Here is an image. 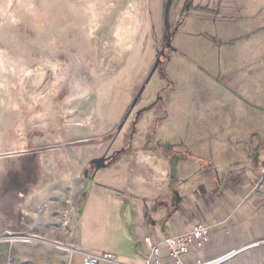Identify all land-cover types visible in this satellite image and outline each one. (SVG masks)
I'll return each instance as SVG.
<instances>
[{
	"label": "crops",
	"instance_id": "obj_1",
	"mask_svg": "<svg viewBox=\"0 0 264 264\" xmlns=\"http://www.w3.org/2000/svg\"><path fill=\"white\" fill-rule=\"evenodd\" d=\"M231 1L217 8L190 3L170 23L175 31L162 100L167 111L154 138L143 135L140 144L149 149L121 155L125 186L96 182L99 171L86 178L83 169L62 164L39 171L35 184L50 174L51 193L35 205L40 212L25 220L32 231L19 228V235L67 246L64 264H84L82 252H110L125 264H145L146 237L160 243L165 256V239L198 223L211 229V240L190 250L186 261L264 240V186L256 187L264 162V0ZM183 71L189 80L179 75ZM194 72L199 79L193 80ZM213 108L218 121H198L196 113ZM28 246L0 242V261L53 264L52 251Z\"/></svg>",
	"mask_w": 264,
	"mask_h": 264
},
{
	"label": "rangeland",
	"instance_id": "obj_2",
	"mask_svg": "<svg viewBox=\"0 0 264 264\" xmlns=\"http://www.w3.org/2000/svg\"><path fill=\"white\" fill-rule=\"evenodd\" d=\"M228 1L0 0L1 243L12 247L23 241L30 245L27 249L46 248L52 251L53 264H64L67 246L19 235V228L32 231L28 217L40 212L35 205H43L51 193V175L43 173L35 184L38 172L50 166L85 170L93 155L122 147L126 138L129 155L149 149L151 145L140 142L144 134L154 138L166 103L159 102L140 120L131 140L129 121L119 132L117 128L156 61L165 24L178 22L190 3L217 8ZM128 12L136 20L133 34L121 19L128 21ZM165 67L163 63L168 77ZM196 72L193 80L199 79ZM166 76L160 70L154 73L137 107L149 103L158 91L163 98ZM196 116L206 123L218 121L220 114L213 108L212 113ZM111 133L116 134L109 139ZM60 156L66 162L50 161ZM120 162L121 155L101 169L95 181L125 186L126 165L120 167ZM3 264H12V259ZM225 264H264V240Z\"/></svg>",
	"mask_w": 264,
	"mask_h": 264
},
{
	"label": "built area",
	"instance_id": "obj_3",
	"mask_svg": "<svg viewBox=\"0 0 264 264\" xmlns=\"http://www.w3.org/2000/svg\"><path fill=\"white\" fill-rule=\"evenodd\" d=\"M264 186V162L261 169V175L256 181V187ZM210 228L198 223L191 230L178 236H169L165 239L168 252L165 256L161 255V244L153 243L149 237L146 242L149 247V255L145 259V264H225L243 251L256 246L259 242L252 243L244 248L232 250L224 255L212 259H195L191 261L185 260V255L192 249L204 248L211 240ZM25 237V236H20ZM84 264H100L106 262L108 264H125L117 260L114 253H88L82 252ZM0 264H3L0 261Z\"/></svg>",
	"mask_w": 264,
	"mask_h": 264
},
{
	"label": "flooded vegetation",
	"instance_id": "obj_4",
	"mask_svg": "<svg viewBox=\"0 0 264 264\" xmlns=\"http://www.w3.org/2000/svg\"><path fill=\"white\" fill-rule=\"evenodd\" d=\"M162 31H163V34H162L161 46L157 50L158 51V55L161 58V64H160V66H159V68L157 70H160L164 74V76H166V74H165V72L163 70V63H167V61L170 59V54H171V51L173 50V48H172V39H173V33L175 31V27L170 26L169 23L167 22L165 24V26H164ZM169 39H171V46L168 44V40ZM162 51H164V53H162ZM166 78H167V76H166ZM147 85H148V83H147ZM147 85H146V87H147ZM168 86L169 85L167 83L166 89L169 88ZM166 89L164 91H166ZM144 92H145V90L143 91V94H144ZM143 94H142V96H143ZM134 98L135 99H134L133 103L129 106V108H128L126 114H125V117H124L123 121L121 122V124L122 123L126 124V122L129 121L130 131H129L128 137L130 138V140L133 138L132 137V133H133V131L136 132L137 126H138L140 120L145 115H147V113H149L159 102H161L163 100L162 95H161V91H158L155 94L154 98L151 101H149V103H147L146 105H142L140 107H137V103L139 101L138 99L140 97L137 96V97H134ZM149 106H152L151 109L146 111V108L149 107ZM141 110H143V112L139 113ZM115 134L112 135V133H111L112 137H110L109 139L113 138L115 136ZM118 150H121L122 152L121 153H117ZM130 150H131V145H130V143L128 141V138H126V140L123 143L122 147H118L117 149L115 148L114 150L111 149V148H108L106 151H103V153L100 156H103V155L114 156L115 155L112 158V163H113L120 155H122V154H124V153H126V152H128ZM100 156H97V157H100ZM94 158H96V157H94ZM90 161L86 164L85 169H89V173L92 174L94 172V170H95V165L91 164Z\"/></svg>",
	"mask_w": 264,
	"mask_h": 264
},
{
	"label": "water",
	"instance_id": "obj_5",
	"mask_svg": "<svg viewBox=\"0 0 264 264\" xmlns=\"http://www.w3.org/2000/svg\"><path fill=\"white\" fill-rule=\"evenodd\" d=\"M168 44L171 46V39L168 40ZM162 53H164V51H162ZM161 64V58L160 56L158 55L157 58H156V61L148 75V77L146 78L145 80V83L142 85V87L140 88V90L138 91L137 93V96L138 97H141L142 94H143V91L145 90L146 88V85L147 83H149V81L151 80L152 76L154 75V73L156 72V70L159 68ZM152 106H149L146 108V111L151 109ZM143 112V110H141L139 113ZM123 127V124H121L118 128V132L121 130V128ZM134 134V132L132 133ZM122 151L121 150H118L117 153H121ZM115 156V155H114ZM114 156H106V155H103V156H100V157H96L94 159H92L90 161L91 164H94L95 165V170L92 174L89 173V169H85L84 170V177L86 178H94L95 174L100 171L101 169H104V168H107L109 166H111L112 164V158Z\"/></svg>",
	"mask_w": 264,
	"mask_h": 264
},
{
	"label": "bare ground",
	"instance_id": "obj_6",
	"mask_svg": "<svg viewBox=\"0 0 264 264\" xmlns=\"http://www.w3.org/2000/svg\"><path fill=\"white\" fill-rule=\"evenodd\" d=\"M121 19H122L123 24L126 25L124 28H126V29L128 28V33L129 34H131V33L133 34L134 31H135V24H136V20H135L133 14L128 12V21H127V18L125 16L123 18H121ZM0 55H1V53H0ZM0 57H2V56H0ZM3 60H4V58H3ZM0 64H1V66L3 65L2 63H0Z\"/></svg>",
	"mask_w": 264,
	"mask_h": 264
}]
</instances>
